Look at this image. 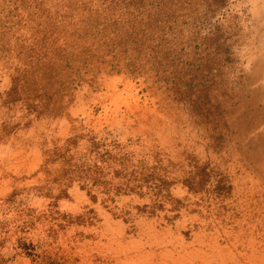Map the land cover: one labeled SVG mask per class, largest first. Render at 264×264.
Here are the masks:
<instances>
[{
	"label": "rangeland",
	"instance_id": "374dc122",
	"mask_svg": "<svg viewBox=\"0 0 264 264\" xmlns=\"http://www.w3.org/2000/svg\"><path fill=\"white\" fill-rule=\"evenodd\" d=\"M0 264H264V0H0Z\"/></svg>",
	"mask_w": 264,
	"mask_h": 264
}]
</instances>
